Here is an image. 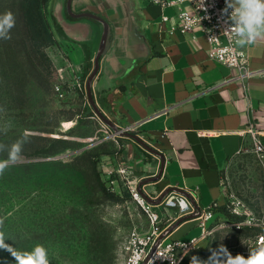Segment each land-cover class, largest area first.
Wrapping results in <instances>:
<instances>
[{"label": "crops", "instance_id": "0c3cea01", "mask_svg": "<svg viewBox=\"0 0 264 264\" xmlns=\"http://www.w3.org/2000/svg\"><path fill=\"white\" fill-rule=\"evenodd\" d=\"M48 2L65 37L54 35L55 40L66 46L67 61L80 70L90 52L93 61L102 25L88 17L69 16L66 0ZM190 6L182 2L162 8L150 0L71 1L73 12H93L109 24L106 47L91 83L97 107L118 128L133 126L130 132L164 160L159 179L143 184L141 190L151 198L164 190L186 193L197 208L213 202L219 208L229 198L222 183L223 169L250 142L249 125L257 129L264 147V39L245 46L255 73L244 87L236 69L208 58V43L198 28L170 32L179 21V9ZM55 61L62 65L61 60ZM116 135L112 146L101 151V159L113 161L114 166L126 164L141 180L157 174L160 156L133 138ZM218 214L213 213L207 224ZM195 227V219L184 218L166 239L188 240L194 237L190 235Z\"/></svg>", "mask_w": 264, "mask_h": 264}, {"label": "rangeland", "instance_id": "374dc122", "mask_svg": "<svg viewBox=\"0 0 264 264\" xmlns=\"http://www.w3.org/2000/svg\"><path fill=\"white\" fill-rule=\"evenodd\" d=\"M14 1L0 0V13L10 11ZM50 9L48 2L44 14L53 36L65 38ZM89 42L91 47L95 44ZM45 50L51 60H61L62 64L58 67L56 61V65L52 62L49 89L36 84L35 74L30 72L25 95L15 102L6 97V83L0 72V129L12 125L6 132L0 131V143L10 145L25 130L31 133L24 145L22 162L0 176V220L8 237L6 243L28 252L41 244L48 250L50 264H126L124 246L128 237L134 230L142 232L149 227L144 210L130 195H125V188L119 190L109 183L103 169L114 167L113 161L94 158L100 180L120 197L117 200L105 197L87 163L72 160L84 151L98 154L109 149L117 136L86 99L84 83L92 69V53L79 70L67 61L69 50L61 41L55 40ZM56 85H60L62 95ZM73 115L74 122L65 125ZM6 156V152L0 153V159ZM222 183L229 197L227 208L252 218L253 224L235 228L232 222H216L213 231L185 255L181 264H190L192 256L206 260L211 254L209 249L220 244L233 256L239 253L245 257L250 249L259 246L256 235L264 234V155L254 152L249 142L228 161ZM168 212L167 216H176L172 210ZM200 234L198 226L190 237ZM0 264H15L14 258L0 250Z\"/></svg>", "mask_w": 264, "mask_h": 264}, {"label": "built area", "instance_id": "2783aa9c", "mask_svg": "<svg viewBox=\"0 0 264 264\" xmlns=\"http://www.w3.org/2000/svg\"><path fill=\"white\" fill-rule=\"evenodd\" d=\"M150 2L162 8L188 2L191 5L190 9H179L177 13L179 21L176 25L171 26L170 32L177 30L180 33H184L198 28L208 43V58L226 67L236 69L237 77L243 82V85L246 79L255 73L249 65L247 49L235 45V37L230 32L225 31L231 24L227 14L223 11L226 6L225 0H150ZM231 11V9H228L229 13ZM166 18V16H162L163 20ZM58 70L62 69L59 68ZM56 91L62 95L60 85H56ZM132 129L133 126L124 128L126 131H131ZM246 133L250 137L253 151L264 155V147L260 141L257 129L249 125ZM103 172L107 174L112 187L114 186L119 190L122 187L129 192L130 196L144 210L148 219V229L142 232L132 231L125 243L126 264H142L160 235L177 218L191 216L201 228V234L189 240L179 238L167 240V233L159 240L144 264H181L185 255L195 249L199 242L213 231V226H208L207 221L212 218L214 209L217 207L215 202L206 208H197L193 206L186 195L168 193L159 204L154 205L141 196L138 190L141 178L135 176L133 170L126 164L118 163L110 169H103ZM111 174H113V178H110ZM231 203L233 204L234 202L231 201ZM169 210L176 213V216H167ZM163 211L166 215L165 217L162 215ZM229 211L234 214L238 213L235 208ZM163 220L166 223H163ZM251 224H253L252 218L246 216L237 222H232L231 225L235 228H240ZM261 237H264V234L256 235V243L259 245Z\"/></svg>", "mask_w": 264, "mask_h": 264}, {"label": "trees", "instance_id": "16d2710c", "mask_svg": "<svg viewBox=\"0 0 264 264\" xmlns=\"http://www.w3.org/2000/svg\"><path fill=\"white\" fill-rule=\"evenodd\" d=\"M48 1L15 0L10 5V11L15 13L16 23L15 27L10 31L11 39L0 40L2 42L0 45V72L3 78L2 81L6 83L4 84L5 95L15 102L25 95L27 90L26 82L28 81L26 76L30 72H34L36 84L43 89H49L50 82L53 80L54 68L52 60L45 50L47 46L55 43V38L44 14V8ZM57 27L60 29L59 26ZM73 118L74 115L70 119ZM66 147L64 146V148ZM100 153L84 151L72 160H81L89 165L92 179L105 197L112 200L120 199L119 196L106 188L100 180L96 168V160L94 159L95 157H100ZM125 195L129 196L130 194L127 191ZM214 210V213H219L217 218L220 217L226 222H237L244 217L229 211L226 203ZM217 218L209 224L210 227L214 224L216 225Z\"/></svg>", "mask_w": 264, "mask_h": 264}, {"label": "clouds", "instance_id": "9594fccd", "mask_svg": "<svg viewBox=\"0 0 264 264\" xmlns=\"http://www.w3.org/2000/svg\"><path fill=\"white\" fill-rule=\"evenodd\" d=\"M224 13L231 21L225 31L235 37V45L243 48L254 44L258 39H264V0H225ZM228 9L232 11L229 13ZM16 19L11 11L0 14V40L11 39L10 31L15 27ZM3 109H0L2 111ZM12 125H5L0 131H7ZM31 133L27 130L20 138L10 145L0 143V153H7L6 158L0 159V176L22 162L24 145L29 142ZM3 230V220H0V250H5L14 258L15 264H50L48 250L41 244H37L31 252L18 251L11 244ZM210 256L204 260L198 256H192L190 264H264V237L260 238V245L249 250V255L233 256L228 249L220 244L215 249H209Z\"/></svg>", "mask_w": 264, "mask_h": 264}, {"label": "water", "instance_id": "95a60500", "mask_svg": "<svg viewBox=\"0 0 264 264\" xmlns=\"http://www.w3.org/2000/svg\"><path fill=\"white\" fill-rule=\"evenodd\" d=\"M71 1L72 0H66V3H65L66 11L70 16L75 17V18L88 17V18H91V19H94V20L100 22L102 25V31H101L98 47H97L96 53H95L94 58H93L92 69H91L90 73L87 75V77L85 79V83H84L85 92H86V99L88 101V104L92 108L93 112L112 130V133H114V134L118 133V134L128 136L130 138H133L134 140L139 142V144L143 148H145L146 150L160 156V167H159L157 174L141 180L138 184V190H139L141 196L147 202L154 204V205L159 204L161 202V200L165 196L168 195L169 190H164L156 198H151L141 190V186L145 183H150L154 180L159 179L161 172H162V169H163V162H164L162 155L159 152H157L156 150H154L152 147H150L148 144H146L143 140H141V138H139V136L137 134L130 132V131H126V130H124V128H118L112 120H110L107 116H105L100 111V109L97 107V105L94 101V98H93L91 83H92V80H93V78H94V76H95V74L99 68V58L103 54L105 47H106V42H107V38H108V31H109V24L100 15L95 14L93 12H88V11L79 12V13L73 12L71 10ZM56 13H57V10H56ZM183 194L188 197V195L186 193H183ZM191 203L193 204L194 207H196L192 201H191ZM187 217L191 218V216H185V217L178 218V220L173 224V226H170L169 228H167V230L163 234L160 235V237L158 238V240L156 241V243L153 245L152 249L150 250L148 257L151 254V252L153 251L154 247L159 242V240L162 239L167 233H169L173 227L177 226L181 220H183L184 218H187ZM146 259L144 260V262H142V264L145 263Z\"/></svg>", "mask_w": 264, "mask_h": 264}, {"label": "bare ground", "instance_id": "6f19581e", "mask_svg": "<svg viewBox=\"0 0 264 264\" xmlns=\"http://www.w3.org/2000/svg\"><path fill=\"white\" fill-rule=\"evenodd\" d=\"M70 123H71V121L70 122H66L65 125H69Z\"/></svg>", "mask_w": 264, "mask_h": 264}, {"label": "flooded vegetation", "instance_id": "af4514ba", "mask_svg": "<svg viewBox=\"0 0 264 264\" xmlns=\"http://www.w3.org/2000/svg\"><path fill=\"white\" fill-rule=\"evenodd\" d=\"M79 13V12H78ZM70 16V15H69Z\"/></svg>", "mask_w": 264, "mask_h": 264}]
</instances>
